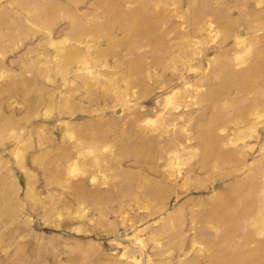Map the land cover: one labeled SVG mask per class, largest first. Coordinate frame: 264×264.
I'll use <instances>...</instances> for the list:
<instances>
[{
  "label": "rangeland",
  "instance_id": "obj_1",
  "mask_svg": "<svg viewBox=\"0 0 264 264\" xmlns=\"http://www.w3.org/2000/svg\"><path fill=\"white\" fill-rule=\"evenodd\" d=\"M0 264H264V0H0Z\"/></svg>",
  "mask_w": 264,
  "mask_h": 264
}]
</instances>
